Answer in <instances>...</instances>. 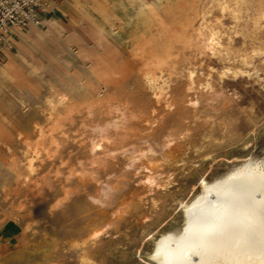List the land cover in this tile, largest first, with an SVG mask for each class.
Wrapping results in <instances>:
<instances>
[{
	"label": "bare ground",
	"instance_id": "6f19581e",
	"mask_svg": "<svg viewBox=\"0 0 264 264\" xmlns=\"http://www.w3.org/2000/svg\"><path fill=\"white\" fill-rule=\"evenodd\" d=\"M67 1L72 22L65 24L61 19L50 16L43 22L30 23L24 28L9 27L19 38H13L16 51L9 53L7 60L0 61V99L7 87L6 81L12 75L14 57L20 53L40 51L42 48L38 44L49 39L63 41L73 48L74 43H84L90 33L102 45L109 40V34L113 37L119 34L113 23H110L109 32L105 28L89 29L86 25L91 11L105 10L104 0ZM128 2L135 11L134 20L131 16L124 18L125 25H133L127 37L132 44L130 55L137 74L152 95V105L147 108L140 103L139 98L129 93L109 92L121 73L119 57L93 51L88 53L92 57H82L83 63L88 62L89 65H83L78 73H73L77 70L73 58L64 57L66 76L59 77L48 88L39 104L44 119L34 121L29 129L6 128L5 123L0 122V163L3 160L12 173L16 190L30 191L26 200H20L15 206L16 220L32 215V210L27 213L25 210L34 203L36 197L44 196L51 173L58 177L63 175L65 183L61 194L49 204V211L60 207L70 197V181L74 177L81 180L96 179L106 160L115 157L120 150L127 154L128 165L134 171L146 169L139 179L140 187L136 196L153 192L171 181L160 175L162 164L154 154L160 151L166 161L175 158V129L169 128L159 149L154 147L155 142L148 132L142 137L143 143L132 140V137L138 124L146 128L154 127L161 118V108H176L179 71L175 60L185 50L201 55L202 61L207 56L219 60L220 67L209 66L211 78L206 82L207 92L213 100L218 96L212 81L215 72L221 78L243 74L264 77V0ZM164 6L173 11V23L162 25L160 13ZM227 15L234 20V25L229 29L223 20ZM43 23L46 24L41 25ZM31 32L36 33V38L30 35ZM237 34L244 38V45L238 48L234 43ZM248 37L254 40L251 48L246 44ZM3 50L6 52L8 49L4 47ZM186 77L189 91L187 102L198 108L199 68L194 62L190 63ZM102 106L106 108V116L95 119L96 109ZM213 108L218 110L215 105ZM79 112H84L91 119L90 124L85 123L91 127L88 130L90 154L86 158H77L75 163H69L65 158H60L62 136L66 133L67 125L75 122ZM14 141L20 144V154L14 149ZM205 154L208 157L212 151ZM56 158H60V161L52 166ZM198 181L195 192L178 199L180 222L158 231L150 230V245L144 248L142 256L152 264H264V156L249 154L219 174H200ZM120 188V175L118 172L110 173L105 184L86 197L99 207L109 206ZM2 189L4 197L8 199L12 194L11 189L6 184ZM152 200L156 205L155 196H152ZM127 202L120 201L110 213L113 216L90 226L84 235L81 233L82 239L69 238L68 247L80 250L81 264H91L93 261L85 250L86 241L93 242L110 228L115 218L120 217ZM41 219L24 220L22 225L30 237L29 243L14 250L3 248L0 264H18L24 257L34 262L37 256L41 260L34 264H64L55 260L49 252L50 239L39 236V226H46V221L42 223Z\"/></svg>",
	"mask_w": 264,
	"mask_h": 264
},
{
	"label": "rangeland",
	"instance_id": "374dc122",
	"mask_svg": "<svg viewBox=\"0 0 264 264\" xmlns=\"http://www.w3.org/2000/svg\"><path fill=\"white\" fill-rule=\"evenodd\" d=\"M104 2L105 10L91 11L89 19L86 20L89 29L105 28L109 32L110 23L116 25L119 34L115 37L109 34V40L103 45L99 44L90 33L84 43H74L73 48L65 45L63 41L54 42L49 39L38 44L42 48L40 51L32 50L30 53H20L14 57L12 75L6 81L7 87L0 99V122L5 123L6 128L29 129L34 121L43 120L44 116L40 113L39 104L48 88L52 87L59 77L66 76L67 67L64 57L73 58V62L77 64V70L73 73H78V69H82L83 65H89L88 62L83 63L82 57H92L88 56V53L93 51L108 54L110 57H119L118 66L121 73L112 83V88L110 87L111 94L129 93L139 98L140 103L147 108L152 105V95L137 74L130 55L132 44L127 37L133 25H125L124 18L131 16L133 20L135 19L134 7L128 0H104ZM63 7L66 10L53 11L51 16L61 19L66 24L71 21V14L67 10V3ZM164 8L160 13L162 25L173 23V11L167 6ZM223 20L227 29L234 25V20L229 15L224 16ZM44 24L46 23L41 25ZM30 35L36 38L35 32H31ZM235 37L236 47H242L244 38L240 34ZM248 38H251V41ZM248 38L246 44L251 48L254 40L252 37ZM201 57L192 50H185L175 60L179 71L176 108L170 110L161 108L159 122L151 128L138 124L135 136L132 137V140L143 143L142 137L148 132L151 138L153 137L154 147L159 149L169 128L175 129L177 133V144L173 151L175 158L166 161L163 160L160 151L154 154L162 164L160 175L165 180L168 179V182L171 180L166 186L136 196L140 187L139 179L146 169L140 168L134 171L133 167L128 165L127 154L120 150L115 157L106 160L96 179L81 180L74 177V180L70 181V197L53 211H49V204L61 194L65 181L63 175L58 177L51 173L44 196L36 197L34 203L28 205L25 210V213L32 210V215H25L23 220L18 221L15 206L20 200H26L30 191L16 190L12 173L1 160L0 252L3 248L14 250L27 245L30 237L22 224L26 219L40 217L42 223L46 221V226L44 224L39 226V236L50 239L48 250L53 258L64 264H81L80 250L69 248L67 242L73 238L82 239L90 226L109 219L111 215L113 216L110 213L119 202L128 200L120 217L115 218L110 228L102 232L93 242L86 241L85 250L93 258L91 264H152L142 256V251L150 245L151 235L148 232L152 229L158 231L180 222L178 199L191 195L197 190L200 174L205 173L207 176L219 174L249 154L264 156V77L257 78L256 75L243 74L238 77L221 78L215 72L212 81L218 96L213 100L206 89V82L211 78L209 66L220 67L221 64L214 56H207L204 61ZM8 58H1L0 61ZM191 62L199 68L198 108L192 107L190 102H187L189 91L186 73ZM213 105L218 110H214ZM105 116V107L96 109L95 119H102ZM90 122L91 119H88L84 112L76 114L75 124H68L66 133L62 136L60 158L75 163L77 158L89 156L91 127L85 123L90 124ZM13 144L16 152L20 154V144L15 141ZM207 151H212L208 157L205 154ZM60 158H56L52 166L58 163ZM117 172L120 175L121 188L113 196V203L105 207L93 204L86 196L105 184L110 173ZM5 184L12 193L8 199L4 197L2 189ZM152 196L156 198V205L153 204ZM27 259L22 258L18 264H34L39 262L41 257H35L34 262Z\"/></svg>",
	"mask_w": 264,
	"mask_h": 264
},
{
	"label": "built area",
	"instance_id": "2783aa9c",
	"mask_svg": "<svg viewBox=\"0 0 264 264\" xmlns=\"http://www.w3.org/2000/svg\"><path fill=\"white\" fill-rule=\"evenodd\" d=\"M47 5L48 0H0V59L4 55V47L13 50L7 40L8 28L40 23L48 13Z\"/></svg>",
	"mask_w": 264,
	"mask_h": 264
},
{
	"label": "crops",
	"instance_id": "0c3cea01",
	"mask_svg": "<svg viewBox=\"0 0 264 264\" xmlns=\"http://www.w3.org/2000/svg\"><path fill=\"white\" fill-rule=\"evenodd\" d=\"M52 1H55V4L54 5L52 4ZM61 1H63V2H61ZM48 2H49V5L46 8V9H48V13H46L43 16V19H42L41 22H43V20L45 18L50 17L52 15V12L53 11L61 12L60 10H64L65 8L63 7V5L65 3H67V5H68V1L67 0H48ZM15 28L19 29V28H24V27H15ZM13 38H19L18 37V34L15 31H13L12 28H9L8 31H7V40L9 42V44L13 46V50H7L6 52H4V55L2 56V57H4V59H5V57L8 56L9 53L14 52V50H16V46H15V43L13 41Z\"/></svg>",
	"mask_w": 264,
	"mask_h": 264
}]
</instances>
